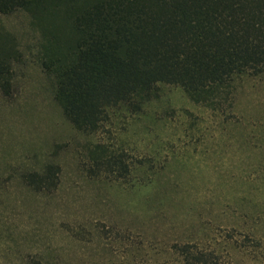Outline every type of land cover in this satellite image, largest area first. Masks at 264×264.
Masks as SVG:
<instances>
[{
    "label": "rangeland",
    "instance_id": "374dc122",
    "mask_svg": "<svg viewBox=\"0 0 264 264\" xmlns=\"http://www.w3.org/2000/svg\"><path fill=\"white\" fill-rule=\"evenodd\" d=\"M0 27L20 54L0 92V264H185L183 243L264 264V74L215 107L163 84L141 113L87 135L54 101L29 16L0 15ZM97 145L125 168L97 169ZM50 163L56 188L28 187Z\"/></svg>",
    "mask_w": 264,
    "mask_h": 264
},
{
    "label": "trees",
    "instance_id": "16d2710c",
    "mask_svg": "<svg viewBox=\"0 0 264 264\" xmlns=\"http://www.w3.org/2000/svg\"><path fill=\"white\" fill-rule=\"evenodd\" d=\"M22 11L39 33L36 58L53 80V98L83 134L98 132L116 112L130 116L180 87L196 104L220 106L235 82L264 74V0H0V15ZM15 37L0 27V92L12 90ZM97 169L125 168L97 145ZM100 150V151H99ZM59 166L24 176L52 191ZM185 264H225L197 244L178 246Z\"/></svg>",
    "mask_w": 264,
    "mask_h": 264
}]
</instances>
